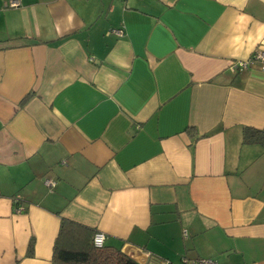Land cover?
Listing matches in <instances>:
<instances>
[{
  "label": "crops",
  "instance_id": "0c3cea01",
  "mask_svg": "<svg viewBox=\"0 0 264 264\" xmlns=\"http://www.w3.org/2000/svg\"><path fill=\"white\" fill-rule=\"evenodd\" d=\"M9 1L0 264H52L61 219L138 264H264V68L229 71L264 0Z\"/></svg>",
  "mask_w": 264,
  "mask_h": 264
},
{
  "label": "trees",
  "instance_id": "16d2710c",
  "mask_svg": "<svg viewBox=\"0 0 264 264\" xmlns=\"http://www.w3.org/2000/svg\"><path fill=\"white\" fill-rule=\"evenodd\" d=\"M264 132L244 128L242 143H260ZM94 230L76 222L61 219L53 243L52 264H138L121 252L119 248L104 246L94 248ZM32 240L29 251L32 250Z\"/></svg>",
  "mask_w": 264,
  "mask_h": 264
},
{
  "label": "built area",
  "instance_id": "2783aa9c",
  "mask_svg": "<svg viewBox=\"0 0 264 264\" xmlns=\"http://www.w3.org/2000/svg\"><path fill=\"white\" fill-rule=\"evenodd\" d=\"M18 5H19V2L17 0H10L8 2L9 7H17ZM113 32L117 36L122 35L121 30H116ZM254 61H259L262 65V68H264V52L262 51L257 52L254 56L250 57L247 60L232 62L229 66V71L233 74H236L240 71L246 70L250 65L253 64ZM45 185L48 188H52L55 185V183L53 181L46 180ZM13 203L15 205V209H14L15 212L17 213L22 212V209L18 207L17 205L18 199H14ZM105 240H106V236L103 233L96 231L94 232L93 237H92V245L94 248H97V249L102 248L105 246ZM196 264H214V263L208 260H200L196 262Z\"/></svg>",
  "mask_w": 264,
  "mask_h": 264
}]
</instances>
